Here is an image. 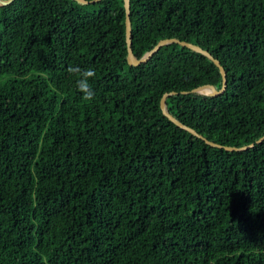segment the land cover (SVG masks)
<instances>
[{
  "label": "trees",
  "instance_id": "trees-1",
  "mask_svg": "<svg viewBox=\"0 0 264 264\" xmlns=\"http://www.w3.org/2000/svg\"><path fill=\"white\" fill-rule=\"evenodd\" d=\"M128 2L136 58L225 88L128 65L122 0L0 6V264H264V0Z\"/></svg>",
  "mask_w": 264,
  "mask_h": 264
},
{
  "label": "water",
  "instance_id": "water-1",
  "mask_svg": "<svg viewBox=\"0 0 264 264\" xmlns=\"http://www.w3.org/2000/svg\"><path fill=\"white\" fill-rule=\"evenodd\" d=\"M75 3L80 4V5H87V4H92L95 3L99 0H73ZM12 2V0H0V6L6 5L8 3ZM122 7L124 11V19H123V24H124V41H125V49H126V55H125V60L128 65H138L139 63H144L147 61L152 54H154L161 46L167 45V44H177L179 46L185 47L191 51L197 52L199 54H202L205 56L208 60H210L213 65L217 68V71L220 76V86L216 89L213 85L211 84H201L197 85L189 90V92H194V93H199L200 89H205L206 93L202 95H207V96H216L218 94H221L225 88V71L222 68V66L219 64V61L210 55L209 52L206 50L202 49L196 44H193L191 42H186L183 40H179L174 37L170 38H163L159 39L149 50H147L141 57L136 58L130 49V21H129V2L128 0H122ZM186 93V92H182ZM174 94L173 91H170L168 93L164 92L162 93L160 99H159V109L161 113L166 117L167 120L172 122L175 126L189 132L191 135L195 136L196 138L201 139L205 144L212 146V147H217V148H223L224 150L227 151H233V150H243L245 148L251 147L253 143H249L247 145L239 146V147H234V146H224L220 145L218 143L212 142L210 140H207L206 138L202 137L200 134H198L196 131H194L192 128L182 124L179 122L177 119H175L168 111L165 106L164 99L167 95ZM264 140V133L258 137L254 143H260L261 141Z\"/></svg>",
  "mask_w": 264,
  "mask_h": 264
},
{
  "label": "clouds",
  "instance_id": "clouds-1",
  "mask_svg": "<svg viewBox=\"0 0 264 264\" xmlns=\"http://www.w3.org/2000/svg\"><path fill=\"white\" fill-rule=\"evenodd\" d=\"M69 72L78 77L76 80V86L77 90L82 93V98L85 101H92L94 99L95 92L92 88L90 80L95 78L96 71L91 67L82 69L79 66H75L70 67Z\"/></svg>",
  "mask_w": 264,
  "mask_h": 264
},
{
  "label": "bare ground",
  "instance_id": "bare-ground-1",
  "mask_svg": "<svg viewBox=\"0 0 264 264\" xmlns=\"http://www.w3.org/2000/svg\"><path fill=\"white\" fill-rule=\"evenodd\" d=\"M199 92L204 94V93H206V90L205 89H200Z\"/></svg>",
  "mask_w": 264,
  "mask_h": 264
}]
</instances>
